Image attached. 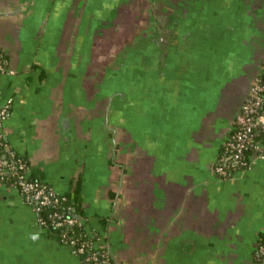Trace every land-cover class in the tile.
Segmentation results:
<instances>
[{
    "label": "crops",
    "instance_id": "crops-1",
    "mask_svg": "<svg viewBox=\"0 0 264 264\" xmlns=\"http://www.w3.org/2000/svg\"><path fill=\"white\" fill-rule=\"evenodd\" d=\"M129 1L0 0L4 140L31 176L79 185L77 217L117 264H261L264 161L227 179L213 163L264 65V0H171L164 41L129 34ZM0 264L83 262L0 183Z\"/></svg>",
    "mask_w": 264,
    "mask_h": 264
},
{
    "label": "built area",
    "instance_id": "built-area-1",
    "mask_svg": "<svg viewBox=\"0 0 264 264\" xmlns=\"http://www.w3.org/2000/svg\"><path fill=\"white\" fill-rule=\"evenodd\" d=\"M15 69L0 49V76ZM12 99L0 106V124L9 114ZM223 148L213 163L218 178H231L238 169H250L264 161V65L255 76L232 122ZM0 183L15 187L37 214L39 227L61 230L58 241L71 248L83 264H117L102 237L92 236L84 222L74 214L72 205H64L67 196L50 183L34 179L30 164L3 138L0 132ZM64 205V206H63ZM103 239V238H102ZM255 259L264 264V235L256 245Z\"/></svg>",
    "mask_w": 264,
    "mask_h": 264
},
{
    "label": "rangeland",
    "instance_id": "rangeland-1",
    "mask_svg": "<svg viewBox=\"0 0 264 264\" xmlns=\"http://www.w3.org/2000/svg\"><path fill=\"white\" fill-rule=\"evenodd\" d=\"M121 1H122V2H120L121 5L122 4H128L130 2L129 0H121ZM132 1H135V0H132ZM170 1L171 0H137L136 2H134V5L136 6V9H134V10L136 11V13L128 14V16H127L128 18L125 19L127 21L126 22L127 25L129 24V26H131V28L135 29L132 32L130 31L129 34L133 33V32L136 34V33L139 32L145 37V36H149L150 34L154 35V34H158L160 32L162 33V31H163L162 26L165 25V24L169 25V20H171V18H169V17L171 15H173L172 14V10L169 11V2ZM154 6L156 7V9H155ZM171 7H173V6H171ZM117 9L119 10L120 7L117 8ZM141 9L143 10V13H141L142 11L140 12ZM156 18L158 20L157 22L160 23L161 27H159L157 25ZM111 21H113V20L111 19ZM113 23H115V22L113 21ZM120 25L113 24V26H120ZM114 28H116V27H114ZM155 28L158 29L157 32H155L156 31V30H154ZM167 30L169 31V28ZM159 36H162V35L160 34ZM161 49L163 51L166 50L168 52L166 55L169 56V47H167V48L163 47ZM127 51H128V48H124V49L121 50V53L120 52L118 53L119 55H118V58H116V59L118 61H120V63H122V56L123 55L125 56ZM163 51L160 52L161 55L165 54V52H163ZM143 66H144V68L141 69V70L143 72L148 71V66L149 65L148 64H143ZM147 79L148 78H146V80ZM158 113H159V110L153 112L150 115V118L152 120H153V117H154V120H153L154 123L153 122H152L153 124L147 123V127H148V125H150V126L152 125L153 127L155 126V122H156V119H157L156 116H158ZM160 117H163V118H166L167 120H169V109L168 110H162L160 112ZM160 126H162V125H160ZM157 130L158 131H156L155 133L154 132L152 133L151 130H149L150 137H152V136L157 137L156 135H159V134H162V135L164 134V136H169V130L166 129L165 126H164V129L157 128ZM163 130H165V131L163 132Z\"/></svg>",
    "mask_w": 264,
    "mask_h": 264
},
{
    "label": "trees",
    "instance_id": "trees-1",
    "mask_svg": "<svg viewBox=\"0 0 264 264\" xmlns=\"http://www.w3.org/2000/svg\"><path fill=\"white\" fill-rule=\"evenodd\" d=\"M31 177L34 179H38L33 176ZM38 180H41V179H38ZM66 196H67V201L64 203V205H69V204L72 205L74 207L75 215H78V214L83 215L84 210L82 208L79 185H77V187L73 191L66 193ZM48 233L50 235H53L59 238V234L61 233V230L50 227Z\"/></svg>",
    "mask_w": 264,
    "mask_h": 264
},
{
    "label": "flooded vegetation",
    "instance_id": "flooded-vegetation-1",
    "mask_svg": "<svg viewBox=\"0 0 264 264\" xmlns=\"http://www.w3.org/2000/svg\"><path fill=\"white\" fill-rule=\"evenodd\" d=\"M162 35V33H160ZM160 40L164 41L165 36H159Z\"/></svg>",
    "mask_w": 264,
    "mask_h": 264
}]
</instances>
